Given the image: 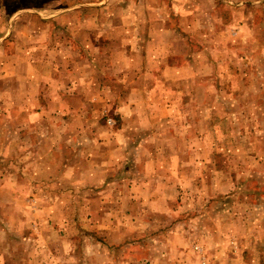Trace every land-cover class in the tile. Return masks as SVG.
<instances>
[{
    "label": "rangeland",
    "instance_id": "374dc122",
    "mask_svg": "<svg viewBox=\"0 0 264 264\" xmlns=\"http://www.w3.org/2000/svg\"><path fill=\"white\" fill-rule=\"evenodd\" d=\"M1 37L0 264H264V0H0ZM159 58L191 95L176 133L125 113L118 152L107 130L48 143L53 115L20 109L72 70L131 76L150 59L151 90L171 87Z\"/></svg>",
    "mask_w": 264,
    "mask_h": 264
},
{
    "label": "crops",
    "instance_id": "0c3cea01",
    "mask_svg": "<svg viewBox=\"0 0 264 264\" xmlns=\"http://www.w3.org/2000/svg\"><path fill=\"white\" fill-rule=\"evenodd\" d=\"M83 7L84 4H81ZM87 8H82L81 10H85ZM72 11H68L65 15L66 18L70 16ZM228 19V18H227ZM225 19V20H227ZM230 19V18H229ZM226 22V21H225ZM243 22L246 24V18H243L239 23ZM119 25V24H118ZM225 27L232 26L231 20L229 23L224 24ZM186 32L188 29L185 30ZM197 34L202 32L199 28L196 29ZM0 39H3L1 37ZM153 40V38H151ZM162 45V44H161ZM167 61V60H166ZM163 61L161 58L157 59V63H161L164 67L165 73L163 75H155L157 82H170L171 87L167 86L164 88L159 87V90L152 91L149 86L151 82H153V76L151 74H147L148 66L152 65L150 59H148L147 64H145L144 70L142 73L135 72L133 75L123 77L116 72H112L109 77H104V75L97 74L91 75L87 73L86 76L81 74L74 75L73 70L68 74L63 81H59L58 79H51L54 81L52 83L53 91L50 95H45L46 92L40 87H34L28 93H24L23 99V107L20 108L21 111H25V114H34L39 116L42 119L43 116H50L51 122L47 125L49 127L48 130V138L50 143V131L56 133V131L68 133L67 137H70L74 133H82V135L86 136V139H82L89 148L94 144L99 146L96 134H98L102 130H107L104 132V137L106 140L110 139V144L113 143V148L118 152L122 150L123 141L120 140V131L121 129L118 127V124L121 121L125 120V113H130V120L135 122L134 131H148L155 126L158 125L162 128H168L169 124L171 125V131L176 133L179 130L180 119L186 113L185 102L182 100L187 97H191L188 95L187 91L180 90L178 86L175 85L178 82V75L180 70L178 67L169 63L168 61ZM129 65H133L134 62L128 60ZM135 65V64H134ZM85 70L86 65L83 64ZM97 65L89 62L88 69L89 71L93 70ZM120 65V69H121ZM134 67H137L135 65ZM133 68V67H132ZM84 70H81L83 73ZM95 72L98 69H94ZM183 71V70H182ZM185 71V70H184ZM94 73V72H93ZM116 73V74H115ZM130 83L129 87L127 85L120 84L121 82ZM111 81V82H110ZM108 84L109 86H104L103 84ZM139 84V85H138ZM120 85V87L125 89L124 96L121 95V91L115 92V86ZM118 87V86H116ZM108 89V92H105V89ZM42 91V92H41ZM34 92L31 97H29V93ZM34 103V105H30ZM106 108L108 111H112L114 115V126L111 128H104V124L99 121V109ZM22 113V112H21ZM65 116V120H62L61 116ZM81 118L82 121L74 120L75 117ZM172 116L171 118H169ZM167 118V119H166ZM39 119V120H40ZM34 122H23L24 126L27 124L35 123ZM38 120V121H39ZM172 120V123L170 122ZM26 121V120H25ZM43 121V119H42ZM60 121V123H59ZM183 125V124H182ZM181 125V126H182ZM184 131V127L181 132ZM81 137V135H80ZM91 137H95V139H91ZM44 140L46 137L43 138ZM151 144L155 145H169L170 140L163 141L158 137H150L144 138ZM183 139V138H182ZM70 142H72V138H69ZM179 139L174 143V146H179ZM181 143L182 140H181ZM52 144V143H51ZM104 144H106L104 142ZM104 153V152H103ZM108 153V151H107ZM120 154V152H119ZM98 152L91 151L90 149L85 152L82 156V159L87 164V171H85V175L89 174L91 169H96L100 165L95 163V157H97ZM119 156V155H118ZM94 159L93 161H91ZM70 160L66 159L65 163H69ZM70 165H66V168H69ZM66 177H70L67 176Z\"/></svg>",
    "mask_w": 264,
    "mask_h": 264
}]
</instances>
